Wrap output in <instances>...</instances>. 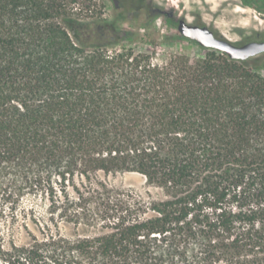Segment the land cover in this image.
Segmentation results:
<instances>
[{"label":"trees","instance_id":"1","mask_svg":"<svg viewBox=\"0 0 264 264\" xmlns=\"http://www.w3.org/2000/svg\"><path fill=\"white\" fill-rule=\"evenodd\" d=\"M78 2L0 0V216L72 187L104 230L0 248V264H264L262 66L212 48L154 63ZM124 171L155 197L92 181Z\"/></svg>","mask_w":264,"mask_h":264},{"label":"rangeland","instance_id":"2","mask_svg":"<svg viewBox=\"0 0 264 264\" xmlns=\"http://www.w3.org/2000/svg\"><path fill=\"white\" fill-rule=\"evenodd\" d=\"M80 1L75 4L76 11L100 14L108 24L121 27L124 37L119 45L148 54L154 63L164 62L170 54L201 58L207 51L179 33L176 27L179 18L191 24L206 25L216 36L235 44L264 38V15L241 6L239 0ZM250 61L262 66L259 72L264 76V52ZM92 181L106 183L135 199L148 200L156 194L142 175L132 171L100 172ZM82 185L77 186L87 190V181H82ZM78 191L70 187V200H59L56 206H50L42 192L25 191L15 207L4 205L0 216V248L28 244L43 235L76 239L103 231V219L95 213L94 206L74 198ZM60 197L63 198V194Z\"/></svg>","mask_w":264,"mask_h":264},{"label":"water","instance_id":"3","mask_svg":"<svg viewBox=\"0 0 264 264\" xmlns=\"http://www.w3.org/2000/svg\"><path fill=\"white\" fill-rule=\"evenodd\" d=\"M179 33L205 48H212L225 53L230 59L244 60L264 52L263 40H250L235 44L225 38L218 37L206 25L191 24L179 18L176 21Z\"/></svg>","mask_w":264,"mask_h":264}]
</instances>
